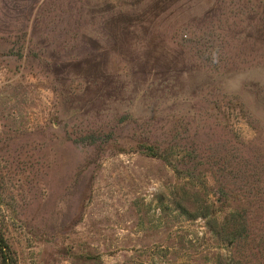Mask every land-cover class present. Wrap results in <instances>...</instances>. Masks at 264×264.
Here are the masks:
<instances>
[{"label": "rangeland", "instance_id": "rangeland-1", "mask_svg": "<svg viewBox=\"0 0 264 264\" xmlns=\"http://www.w3.org/2000/svg\"><path fill=\"white\" fill-rule=\"evenodd\" d=\"M261 1L0 0V220L18 264H225L233 256L207 220L191 216L207 205L219 220L234 210L215 203L219 174L203 169L187 179L180 161L195 131L206 127L207 147L221 154L224 147L250 150L264 179V99L258 97L264 94V44L253 45L255 33L247 28ZM216 4L218 13L207 18ZM88 20L99 31L116 22L118 30L106 34L119 32V48L104 52L115 60L112 73L124 84V102L65 110V97L39 66L43 52L35 49L33 64L28 56L42 43L50 53L74 47V57L79 45H64L71 36L60 38L59 28ZM235 32L240 35L232 39ZM90 38L100 41L93 33ZM181 46L190 73L199 70L197 83L206 74L215 81L176 102L185 109L192 104L193 112L159 122L164 106L158 109L143 91L161 68L156 60L174 59ZM130 77L140 78L133 96ZM91 137L99 143L90 146ZM149 137L174 140L171 146L185 150L172 155L182 172L139 154ZM188 203L196 208L182 215L178 208ZM252 244L257 248L248 261L264 264V236Z\"/></svg>", "mask_w": 264, "mask_h": 264}, {"label": "trees", "instance_id": "trees-1", "mask_svg": "<svg viewBox=\"0 0 264 264\" xmlns=\"http://www.w3.org/2000/svg\"><path fill=\"white\" fill-rule=\"evenodd\" d=\"M86 1L89 3L91 2V0ZM218 7L217 4L216 6L214 5L215 9L206 17L212 18L214 15L216 16L219 11ZM258 11L260 15H264V1H261L254 9L253 13L247 17V28H249L250 32L252 31L255 33L249 37L253 45L260 43L262 45L264 44V18L262 16V18H257L259 16ZM199 21H201V19ZM79 23L77 21L74 22L73 27H69V24L66 23L64 29L60 27L58 31L59 33L61 32L60 38L71 36L69 39H71L72 42L67 39L64 45L75 42L79 45L78 47L80 49L75 53L77 56L75 55L73 57L72 55L75 49L74 47H72L71 50L69 49L70 51L66 50L65 52H58L55 48V50L50 53L48 49H46V51L44 50L42 43H36L35 47L30 50L28 61L32 64L36 61L35 57H37V55H35V49H40V52H43L41 57H39L41 61L39 66H41V70L50 77L55 93L58 94V92L61 91V94L65 97L63 101L65 110L71 109L72 111L76 109L78 112L96 110L98 107H102L104 103L106 104L112 100H116L118 105H122L124 101L121 99L123 97L120 88L121 86L123 87L124 84L115 80L113 76L114 73H112V70H114L116 66L115 60L109 59L108 55L104 52L106 48H111V46L115 47V51L119 48V45H117L119 32L116 33V36L111 37L106 34L107 31H112L113 28H115L116 31L118 30V28L115 27L116 22H114L113 28L109 25L108 29H100V31L94 26V22L89 20L85 21V23H80V25ZM76 28L77 32L75 33L73 30ZM82 28L84 33L83 36H80ZM92 33L96 37H99L100 41L92 40L90 38V34ZM239 35V32L233 33L232 39L238 38ZM52 46H54V44H52ZM181 47V51L175 54L174 59L169 60L165 56L163 60H156L161 68L160 70H158L159 68L157 69V73L154 71V76L151 72L147 73V75H152V79L150 80V84L146 83L148 86L146 90L143 91V95L149 98L152 96L151 99H156V101L160 103L158 109L164 106V110L169 113V115L164 113L159 122H165L169 118L174 119L175 113H183L185 111L186 113L193 112L195 108L192 104L189 109H185V106L182 105L183 103L181 104L183 108L178 106L175 107V104H177L176 102H182L183 98H185L184 101H187V97L192 99L202 87H205L201 85L206 84V87L210 88L211 84L209 83L215 81L211 78V75L206 74L207 77L197 83L194 76L199 70H194L196 71L194 74L190 73L192 70L189 71L187 66L184 65V62H186V52L184 47ZM92 48H95L96 51L92 50ZM44 58H47L49 61H45ZM74 62H78V64L75 63L77 64L75 65ZM107 63L111 64L109 69L106 65ZM140 78L141 80H145L143 75L140 76ZM140 78L137 77V79H135L130 77L129 85L132 86V88H130L133 91L131 96L135 95L134 92L138 90ZM182 78L183 80L180 82L179 79ZM74 85L76 88L73 87ZM141 85L145 86L143 84ZM258 97L264 99V94H259ZM170 102H172L173 105H170ZM210 133L211 131L207 130L206 127L202 130L198 128V130L195 131L190 149L184 147L188 155L183 161H180L183 167L182 171L187 176V179H194V175L198 170L207 169V171L211 172L216 170L217 174L220 176L221 183L219 185L220 197L215 203L219 202L221 207L229 206L234 208V210L225 215L222 220H219L217 215L214 214L215 212H211L213 205L196 208L194 203H188L189 205H180L178 209L182 215L188 216L191 215V208H196V214L193 212L194 215L192 214L191 216H193V218L199 217L207 220V226L212 234L225 246H229L232 251L236 252V256H234L235 252L232 253L233 256L229 257V259L225 261V264H250L248 261L249 256H251L253 252V247L257 248V246H253L252 242L254 238L255 240H261L264 236L263 170L259 172L258 169L253 166V155L248 149L242 148L238 151V154L232 153L227 150V147H224V154H221L207 147L212 141ZM91 138L90 140L92 142L89 143L90 146H95L99 143L95 137ZM169 142H174V140H163L162 142L160 137L157 141H155V139L153 141L150 137L148 139L146 138L139 146V154L148 159L161 161L168 167H171L175 173H180L182 171L178 167H174L172 155L175 149L183 148L178 147V143L171 146ZM93 148L100 150L102 147ZM256 178H258V181ZM236 190H238L241 195H237ZM253 209H258L260 215L253 216L251 211ZM238 254H240L239 258ZM0 264H18V260L6 239L1 220Z\"/></svg>", "mask_w": 264, "mask_h": 264}]
</instances>
